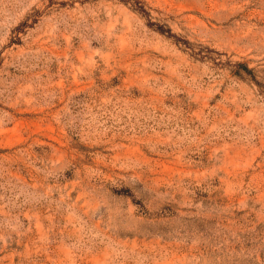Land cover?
Wrapping results in <instances>:
<instances>
[{
    "label": "rangeland",
    "instance_id": "rangeland-1",
    "mask_svg": "<svg viewBox=\"0 0 264 264\" xmlns=\"http://www.w3.org/2000/svg\"><path fill=\"white\" fill-rule=\"evenodd\" d=\"M0 264H264V0H0Z\"/></svg>",
    "mask_w": 264,
    "mask_h": 264
},
{
    "label": "trees",
    "instance_id": "trees-1",
    "mask_svg": "<svg viewBox=\"0 0 264 264\" xmlns=\"http://www.w3.org/2000/svg\"><path fill=\"white\" fill-rule=\"evenodd\" d=\"M244 68V72L250 77L251 80L258 82L257 79V70L255 68H250L248 65H242Z\"/></svg>",
    "mask_w": 264,
    "mask_h": 264
}]
</instances>
